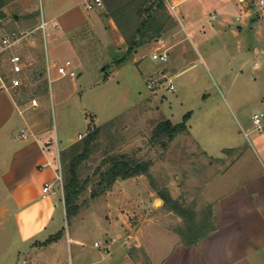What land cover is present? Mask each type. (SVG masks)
<instances>
[{
    "label": "rangeland",
    "instance_id": "374dc122",
    "mask_svg": "<svg viewBox=\"0 0 264 264\" xmlns=\"http://www.w3.org/2000/svg\"><path fill=\"white\" fill-rule=\"evenodd\" d=\"M75 1L0 0V37L13 31L25 35L1 56L0 65L10 85L9 56L15 52L25 59L23 82L13 88L24 109L27 129L37 137L47 135L55 148L62 180L55 178L60 206L54 221L66 235L60 247L43 254L48 244L41 241L33 243L36 249H30L7 209L14 204L0 193V264H156L172 239L185 242L190 235V220L164 205L162 192L171 195L170 188H178V196H171L191 210L200 232L214 224L215 200L228 184L219 177L222 169L218 161L203 149L220 153L240 138L250 146L244 153L256 158L249 170H258L254 136L259 129L252 117L258 113L263 119L260 127L264 125V55L253 51L256 36L239 38L212 28L220 20L211 17L213 6L205 8L199 19L206 32L187 27V35L172 10L184 25L185 15L177 5L171 9L167 0H103L102 7L92 10L81 3L79 7L87 13L86 24L62 33L48 22L44 35L42 19L49 21ZM251 2L260 6V0ZM137 31L141 37H136ZM135 37L139 44L129 51ZM160 37L172 45L178 42L174 49L181 50L180 56H174L170 49L169 61L176 67L172 73L168 63L151 59ZM257 44L264 46V38ZM67 59L75 77L60 75L54 65ZM159 70L173 74V91L147 88L148 77ZM236 93L242 102L240 109L232 104ZM189 111L192 116L185 130L173 137L159 130L167 120L172 125L180 123ZM93 129L98 133L87 156L72 168L70 163L81 151V142ZM84 132L87 134L80 138ZM73 144L81 147L73 149ZM116 155L142 166L144 171L130 177L141 176L153 195L147 192L140 199L130 195L127 203L132 202V207L121 211L127 215L126 237L114 242L116 237L105 239L103 233L111 224L108 206L115 197L110 193L113 186L106 189L105 183L97 182L108 169L110 157ZM72 177L77 179L78 185L73 186L79 193L68 212L66 183ZM122 179L119 176L117 180ZM129 234L138 238L130 239Z\"/></svg>",
    "mask_w": 264,
    "mask_h": 264
},
{
    "label": "crops",
    "instance_id": "0c3cea01",
    "mask_svg": "<svg viewBox=\"0 0 264 264\" xmlns=\"http://www.w3.org/2000/svg\"><path fill=\"white\" fill-rule=\"evenodd\" d=\"M86 1L76 0L73 5L62 9L49 21L45 20L47 25L50 22L56 32L68 33L86 24L87 13L79 7ZM167 1L171 9L177 5L185 15L187 22L184 25L172 10L187 35V27L206 32L205 23L199 22V19L205 8L213 6L211 17L220 20L213 23L212 28L218 33L230 32L239 38L243 35L256 36L257 43L263 42L264 2L261 4V0L258 8L251 0ZM109 21L113 23L112 18ZM111 28L114 29L112 26ZM177 43L171 47L174 56L181 54L179 48L176 51L174 49L177 48ZM257 43H253V51L257 56L264 55V46ZM167 63L168 67H172L171 73L176 70L171 61ZM255 66H259L258 61H255ZM2 84L0 81V193L8 196L14 204V207L7 209L11 210L10 217L14 219L22 242H29L30 249H36L33 243L43 242L61 230L60 223L54 221L60 206L57 191L46 195L43 193L46 182H52L55 189V178L58 174L57 154L55 155V148L50 144V139L46 138L47 135L37 137L27 129V118L14 88ZM239 97L238 93L232 94V104L240 109L242 102ZM256 114L258 113H254ZM262 122L263 119L258 124L254 122L257 125L255 128L259 129L254 136L260 159L255 163L258 169L256 171L249 170V164H254L255 157L244 153L250 147L245 140L232 139L234 141L225 145L220 153L203 149L209 157L218 161L222 169L219 177L228 184L227 189L218 194L215 200V229L189 245L182 241L173 242L172 239L170 247L157 259L156 264H264V125L260 127ZM22 129H25L27 137L22 136ZM192 136L195 139L193 134ZM225 163L226 166H223ZM240 168L243 170L239 171ZM141 179V176L136 175L117 180L113 185L110 193H114L115 197L108 206L111 210V224L103 230L105 239L108 235H113L116 237L115 242L121 237H126L123 236V228L128 227L127 215L121 211L132 207V202L127 203L130 195H138L139 199L147 195V192L153 195L152 189ZM170 192L176 198L179 190L177 187H171ZM128 237L133 239L138 238V235L129 234ZM65 238L66 235H62L58 241L48 244L42 254L60 247ZM141 243L137 245L141 247ZM126 256L130 257L128 254Z\"/></svg>",
    "mask_w": 264,
    "mask_h": 264
},
{
    "label": "trees",
    "instance_id": "16d2710c",
    "mask_svg": "<svg viewBox=\"0 0 264 264\" xmlns=\"http://www.w3.org/2000/svg\"><path fill=\"white\" fill-rule=\"evenodd\" d=\"M161 2H163V0H160ZM146 21V19L144 20ZM141 37V33L140 31L136 32V37ZM134 38L135 42L133 44H131L129 51L134 48L137 44H139L138 42H136L137 38ZM191 116V111L187 112L184 114L183 116V120L175 125H172L171 122L169 120H167L166 122H164L163 124H161L159 127L161 131H167L169 133V135L171 137H173L179 130H185L188 127L187 121ZM97 130L93 129L90 132H88L86 138L81 142L82 147L78 146V144L76 145H71L72 148L79 150V148L81 147V151L77 152V155L74 156V158L72 159L70 165L72 168L75 167V165H77V163L79 161H82L83 159H85V157L87 156L91 144L92 142L96 139L97 137ZM70 146V147H71ZM61 159L63 156V153L61 152L60 154ZM110 163L108 169L105 172H102V176L100 178V180L97 182L98 184H102L105 183L104 185L110 188L111 186H113L114 182L118 179L119 176L123 177V178H127L130 177L132 175L141 173L142 171H144V169L142 168V166L140 164H135L133 160L126 158L123 155H116V156H111L109 161ZM73 176L75 175V172L73 171ZM87 181V180H86ZM75 183V184H74ZM78 185L77 179L75 177L69 178L68 182L66 183V195H65V204L67 207V211L70 212L71 208L73 207V203H74V199L77 196V194L79 193L76 186L73 185ZM93 195H96L95 192H93ZM161 197L164 200V205H168L170 210L178 212L179 214H181L184 218L186 217V219L188 218V220H190L189 225L187 227V231L190 234L188 237V240L185 241L186 244H192L195 243L200 237L208 234L210 231L215 229V224H212L211 228L206 231V232H200L201 230H197V228L194 225V221H193V213L191 212V210L183 208V206H181V203L174 199L168 192H162ZM62 232H58L56 234H52L50 235L45 241H43V244H50L52 242L58 241L61 237H62Z\"/></svg>",
    "mask_w": 264,
    "mask_h": 264
},
{
    "label": "built area",
    "instance_id": "2783aa9c",
    "mask_svg": "<svg viewBox=\"0 0 264 264\" xmlns=\"http://www.w3.org/2000/svg\"><path fill=\"white\" fill-rule=\"evenodd\" d=\"M264 0H261V4H263ZM103 6V0H87L85 3V7L87 10H92L96 8H100ZM177 21L180 22L177 18ZM40 28L43 29L44 35L46 34L47 22L45 19H42V23L40 24ZM25 37L24 34L18 33L16 31L7 33L0 37V58L1 56L11 49L15 44L20 42ZM172 44L167 41L165 37H160L157 40V46L155 50L151 54V59L155 63L167 64L169 61V54ZM57 67V71L60 75H70L71 77L76 76V71L72 69V62L70 59H67L64 63L55 64ZM50 63L48 62V70H50ZM26 71V62L22 55L19 53H12L9 56V74L11 76L10 85L11 87H18L23 82V75ZM51 80V79H50ZM0 81L3 83V86H7L4 72L2 71V67L0 65ZM147 88L150 91H164L168 92L173 91L175 89V85L173 83V76L169 72L165 70H159L158 72L150 75L147 79ZM34 105H38V102L34 100ZM253 120L255 123H260L261 118L258 114L253 116ZM87 132L80 133L79 137L82 138L85 136ZM22 136L27 137L25 129H22ZM59 151V148H58ZM57 178L62 180L61 169L59 166V171L57 174ZM44 195L49 193H56V189H54V184L52 182H46L43 187Z\"/></svg>",
    "mask_w": 264,
    "mask_h": 264
}]
</instances>
